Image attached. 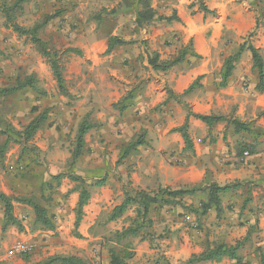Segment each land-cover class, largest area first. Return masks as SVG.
Masks as SVG:
<instances>
[{"label":"crops","instance_id":"crops-1","mask_svg":"<svg viewBox=\"0 0 264 264\" xmlns=\"http://www.w3.org/2000/svg\"><path fill=\"white\" fill-rule=\"evenodd\" d=\"M48 1L50 5L95 4V0ZM193 1L151 0L157 14L171 20L137 29L133 18L132 30L123 27L111 34L129 43L116 46L109 53L106 38L93 32L89 35L83 29L47 35L54 42L59 38V42L65 43L59 57L67 95L58 94L53 85L46 89L45 95L25 88L12 95L14 104H6L5 109L12 116H19L18 121L28 114L26 124L41 112L24 113L26 104L41 105L47 111L46 121L31 142L42 151L60 145V138L75 130L82 120L87 121L90 129L84 137V151L73 164L69 155L59 161H27L22 166L25 172L30 171L28 178L13 177V167L21 153L19 146L13 144L5 167L0 168V193L12 198H36L47 210L55 229H41L34 223L31 207L12 201L14 217L20 221L22 230L7 226L2 231L0 203V264H43L45 257L72 255L75 249L83 257L92 253L99 259L102 255V264H110L103 255L105 247L115 245L114 233L128 227L121 221L123 216L110 220L125 192L195 188L198 191L180 200L198 206L211 185L236 186L221 195L219 213L212 208L201 217L186 215L190 228L177 218L158 222V228L171 231L163 240L170 263L184 264L215 240L233 245L245 237L254 221L258 233L248 243L260 246L264 254V135L258 136L264 132V85L261 91L257 89V72L247 50L226 81L221 78L224 60L235 54L254 30L255 36L250 41L259 51L264 69V25L260 23L256 28V15L249 10L248 0ZM200 3L214 14L203 12ZM3 30L0 28V56L6 54L8 58L0 60L9 59L10 53L19 57L23 52L21 44L9 43V30ZM68 48L79 54H63ZM184 48L187 52L184 59L166 70H155L148 63V55L156 53L160 62L172 61ZM9 62L0 61V81L10 86L15 85L18 73L23 71L36 74L42 86L43 80L51 79L52 73L43 63L30 61L27 56H20L16 65ZM195 115L224 120L208 126ZM233 120L248 124L252 132L235 131ZM18 121L13 127L20 130L25 123ZM184 125L190 149L185 148L178 130ZM138 139L142 144L118 163L125 147ZM248 146L252 147V153L244 151ZM58 174L78 177L88 190L89 198L77 228L74 222L79 191L73 189L78 182L63 178L66 183L60 188L45 187L42 192L47 178ZM101 176L104 184L97 186L95 183ZM32 183L37 185L36 191ZM15 243L32 245L33 250L27 255L35 254L10 257L7 250ZM197 264L235 263L223 258L219 262Z\"/></svg>","mask_w":264,"mask_h":264},{"label":"trees","instance_id":"trees-1","mask_svg":"<svg viewBox=\"0 0 264 264\" xmlns=\"http://www.w3.org/2000/svg\"><path fill=\"white\" fill-rule=\"evenodd\" d=\"M31 0H13L12 5H7L4 10V17L6 18V26L8 28H11L16 34L19 36H28L31 43L35 46L36 51L39 53V55L45 59L48 67L50 68V71L52 73V77L55 81L56 87L58 89L59 94L67 95L66 89L64 87V79H63V66L61 62V57H59V53L55 52L52 49H49L47 46V43L43 40H41L37 33L39 32L38 26L33 27L32 29H25L23 27H20L18 24L11 21L12 17L10 14V11L12 9H17V7L20 6L22 3L30 2ZM5 4L6 0H0V3ZM11 6V7H8ZM203 12L214 14L213 11H209L202 3H200L199 7ZM127 11H133L134 13V21L133 24L137 29H143L147 26H149L153 22H159V21H169L171 19L166 18L164 16H159L156 12V10L152 7L151 0H120L117 4V7L112 10L114 14L119 12H127ZM55 15H48L45 17L42 24L47 23L49 20L53 19ZM176 18V17H172ZM97 19L99 20V15H97ZM176 20H178L176 18ZM260 23H263L264 20L256 19V28L257 25ZM41 24V25H42ZM257 30V29H256ZM255 36V30L250 33L247 37V39L244 41L242 45H240L238 51L227 57L224 60L223 64V70L221 74L222 81L225 82L226 79L231 75L232 70L234 68V65L239 61L242 53L247 50L250 52L251 60H252V68L257 72L258 77V85L257 89L261 91L263 85H264V69H263V62L262 57L259 54V51L252 45L250 42V38ZM97 37H103L107 39L108 42V48L106 53H109L111 50H113L116 46H122L125 44H128L129 42L124 41L119 36H112L111 33H107L105 35H98ZM186 48V47H185ZM181 49L175 59L172 61H164L160 62L158 60V54H153L152 56L148 55V63L152 66L155 70H166L171 65L175 63L181 62L184 57L186 56V49ZM64 53H78L79 52L75 49L68 48L64 50ZM194 57L198 58L194 55ZM29 88L33 90L38 95H45L46 92L41 90L38 87V82L35 80V75L30 74L28 77H25L24 79H19L16 81L15 85L11 87H7L5 89L0 90V94L5 95H11L19 90ZM192 87H190L191 89ZM38 109L35 107L33 111H37ZM195 118L198 120L204 122L208 126H211L214 122L222 121L224 120L221 117H214V116H200L195 115ZM47 119V111L43 110L41 111L37 116H35L28 124L24 125L20 130H17L12 125H6L2 127V122L0 120V135L4 136V141L0 145V152L4 153L6 149H8L10 144H18L21 146V157L22 153H24L27 150H30L31 148L33 150V146H29L33 140V137L36 133V131L41 127V125L46 121ZM232 124L234 125L235 131H243L245 133H251L252 129L249 127L246 123H241L238 120H233ZM186 125L179 128V132L182 135V138L185 143V148L190 149L191 148V141L188 137L187 131H186ZM2 129V130H1ZM90 127L86 120L81 121L79 124L76 136H75V146L70 154V162L73 164L75 160L80 157L84 151L85 142L84 137L89 131ZM264 135V132L262 134H258V136ZM141 141L138 139L134 142L129 143L124 151L120 154V157L118 159V163L126 158L128 154L133 152L135 148L139 145H141ZM35 150V149H34ZM244 151H247L249 153L253 152L252 147H246ZM52 179L57 181V183L60 182L63 178H68L72 182H78L77 186L73 190L79 191V198L77 202V206L75 209V222L74 227L77 228L81 216H82V208L84 205H86L87 200L89 198L88 190L82 186L84 181L79 179L76 176L69 175V174H58L56 176H52ZM97 186H101L104 184V179H101L95 183ZM128 185V184H127ZM45 187L49 188V183L44 182L41 186L42 192ZM235 185L231 186H223L218 187L216 185H211L208 190L207 194V200L204 202H200L199 206H193V205H184L182 203V198L184 196H191L193 195L198 189L192 188V189H180L171 191L168 189H161L156 194H149L145 191H134V192H125L124 193V199L122 203L118 206H116L111 215L110 220L119 219L123 216V214L127 211V209L130 206H137V216L146 217L149 213V209L152 205H155L157 203L162 204H177V206H180L181 209L184 211H187L189 213L194 214L196 217L204 216L208 210L214 208L217 213L220 212L221 208V195L225 194L231 189H235ZM165 196V198L161 197ZM178 199V200H177ZM181 199V200H180ZM12 201L25 204L32 208L35 216L34 223L38 225L41 229L45 230H54V224L52 223L51 217L48 216L47 210L42 207L39 202L35 198L31 197H17L12 198L9 196L4 195L3 193H0V203L2 204L3 208V219L4 223L2 225V231H5L7 226H14L18 229V231L22 230V225L20 221L14 217L13 214V205ZM186 206V207H185ZM135 220V219H134ZM134 220L132 221L134 223ZM255 222V221H254ZM249 227L245 237L239 241H236L233 245H227L225 243H216L213 242L212 244H207L206 249L199 255H192L184 264H197L200 262H207V261H221L223 258H227L230 261L234 262L235 264H248L247 262L243 261L241 251L244 249L245 242L249 241V239L254 235L258 233V227L257 223L255 222ZM143 229L141 223H137L134 225H129L127 228L123 229L122 231H116L114 233V240L116 242L115 245H110L108 248L109 253V263L110 264H128V259L130 258L129 254V248H130V239L131 238H141L144 239L146 235H139V232ZM140 239V240H141ZM118 247V248H117ZM256 251H258V257H259V264H264V254L259 247L255 248ZM43 264H87L84 259L74 256V255H57L53 257H49L44 261ZM160 264H167L166 262H161Z\"/></svg>","mask_w":264,"mask_h":264},{"label":"rangeland","instance_id":"rangeland-1","mask_svg":"<svg viewBox=\"0 0 264 264\" xmlns=\"http://www.w3.org/2000/svg\"><path fill=\"white\" fill-rule=\"evenodd\" d=\"M12 1L13 0H6L5 4H3L2 2L0 3V28H3L4 29L3 31L5 32H8L9 30L10 33L9 43L13 42L14 45H17L18 43L21 44L23 52L20 53L19 57L27 56L30 61H33L35 63L39 61L45 65L48 71H50V68L48 67L45 59L42 58L39 55V53L36 51V48L29 40V37L19 36L11 28H8L6 26V18L4 17V10L5 7H7V5H10L12 3ZM119 1L120 0H95L94 1L95 4L93 5L86 6L85 4H83L82 6H80V5H75L76 3L75 4L69 3L68 5H66V4H62L61 2H57L58 4L52 3V5H50L48 0H33V1L31 0L30 2L20 4V6L17 7V9H12L10 11L12 17L11 21H13L14 23L18 24L20 27H23L25 29H32L33 27L39 25L38 27L39 32L37 33V36L41 40L47 43L49 49L55 50L57 48H60L59 50H55V52L60 53L61 50L64 48L65 43L62 44L61 41L59 42V38L55 39L54 42L52 36L47 37V35H50L52 32L58 33L63 31L66 34H68L69 32H75L76 30L83 29L84 31H86L87 34L89 33V35H91V32H93L96 35L98 34L103 36L107 33L112 34L115 30L122 31L123 27H126V30L128 31L132 30L131 25H132V19L134 18L133 11L119 12L116 14L112 12V10L117 7ZM196 1L201 2V0H194L192 3H196ZM248 7L250 11L253 10V12L255 13L256 19L262 18L264 20V0H248ZM48 15H55V16L47 23L42 24L45 17ZM97 15H99V20L97 19ZM5 40H7L6 37L4 38V41ZM252 44L254 45V42ZM14 55L15 54L10 53L8 54L9 59H3L0 61L7 62L9 60L10 61L9 63L11 65H16V63L19 61V57ZM6 56H7L6 54H3L2 56H0V58L1 57L8 58ZM41 72L44 73L43 71ZM29 75H30V71H23L18 73V78L22 80L25 77H28ZM33 75H35V80H37L38 87L40 89H44V91L46 92V89L48 88L51 89L50 85H53L54 90L59 94L56 85L52 84L53 83L52 81H54L52 74H51V79L43 80V86L41 81L38 80L37 75L36 74ZM7 87H11V86L0 81V90L5 89ZM12 95L14 94L5 95V96L0 94V99H1L0 120L2 122V127L6 125L13 126V123H16V121H18L19 119V116L16 115L12 116V114L5 109L6 104L10 106L14 104V97ZM37 99L38 101L42 100L41 98H37ZM27 100H28V96H26V102ZM26 105L27 106L24 108L25 112L23 111L24 113H34L33 109L35 107L38 109L35 112L45 110L42 108L41 105L39 106L38 105L34 106L33 104L32 105L26 104ZM28 117H29L28 114H26L24 117L21 116L20 121H18L19 124L25 123L23 124V126L26 125L27 123L26 121L29 119ZM80 123L81 121L78 123L75 130H71L70 133H66L64 137L60 138L59 140L60 145L56 144L53 147L47 148V150L42 151L38 147L34 146L33 143H31L29 146H33L34 147L33 150L29 148L30 150H27L24 153H22L21 157H19L20 156L19 155L16 160L17 162L15 163V166L9 164L10 166H14L13 168L15 174L13 175V177L25 178L28 175L29 176L31 175L30 171L25 172L26 169H24V166H22L25 165L23 163H26L27 161L31 163L33 161L36 162L40 159H43L45 161L48 160L59 161L65 155H69L70 157L71 151L75 146L76 131ZM15 128L18 129L17 127ZM2 138L4 139V137L0 135V139H1L0 145L3 143ZM14 145L19 146V150L21 151L20 145L18 144H14ZM14 145L13 144L9 145L8 149H6L4 153L0 152V168L5 167L6 165L5 161L6 159H8V154L12 150L11 148H13ZM21 171L23 172L21 173ZM101 177L103 179V176ZM62 180L63 179H61L60 182L57 183V181H55L51 177L47 178L46 182L49 183V190H55L60 188L62 185H64L66 182ZM34 184L35 183H32V185L34 186L33 189L36 191L37 185ZM157 192H159V190L149 194H156ZM161 197L165 198V196H161ZM203 197L204 199L201 200L200 202L203 201L205 202L207 200V194H203ZM183 204L188 205L186 202H184ZM138 208L135 205L130 206L127 209V211L123 214V220H121L122 223H126L128 226L137 224L138 222L141 223L143 229L139 232V235H146L144 239L138 237L130 239L129 254L131 256L127 261L130 262L131 264H160V261L166 262L167 264H171L169 258L170 256L166 254L168 252L166 251L167 243L163 242L165 238V234L169 235L171 231L162 230V228H158V222H162L161 219L173 220L174 218H177L180 221H183V223L187 225L188 228H190L189 225L191 222L186 221L185 217L186 215L192 213L184 211L183 209L180 210L181 207L177 206V204L172 203L166 205L162 203H157L155 205H152L149 209V213L147 214V216L142 218V216H137ZM176 208L179 209V211H177ZM174 209L176 210L174 211ZM192 215L194 216V214ZM133 220L134 223L132 222ZM148 237H150L149 241H147ZM215 241H217L216 243H219L218 240ZM143 242H147V244H142ZM248 242L249 241L245 242L244 249L241 251L243 261L247 262L248 264H259V257L257 256L258 251L255 250V252H253L256 246L255 247L253 245L250 246ZM108 247L107 248L105 247L103 255L107 257L109 261ZM48 252L49 251H46V253ZM34 254L35 253H32L31 255H22L21 258H23L24 256L31 257ZM57 255H63V254H54L52 256L45 257L41 262L43 263V261L48 259L49 257H53ZM72 255L84 259L87 264H102V261L100 259L102 255L99 257V259H95L96 256L95 254L92 255V253L88 255L89 257L87 255H84L83 257L78 253L76 249ZM245 258H247V260Z\"/></svg>","mask_w":264,"mask_h":264},{"label":"built area","instance_id":"built-area-1","mask_svg":"<svg viewBox=\"0 0 264 264\" xmlns=\"http://www.w3.org/2000/svg\"><path fill=\"white\" fill-rule=\"evenodd\" d=\"M244 155H247L246 153ZM189 217L186 216L185 220L188 221ZM33 250V246L26 243H15L7 250L10 257L27 255Z\"/></svg>","mask_w":264,"mask_h":264}]
</instances>
